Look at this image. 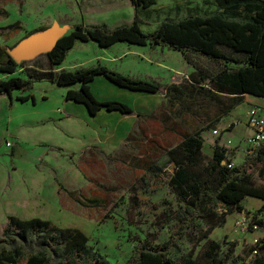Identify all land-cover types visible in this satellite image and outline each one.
Listing matches in <instances>:
<instances>
[{"label": "rangeland", "instance_id": "1", "mask_svg": "<svg viewBox=\"0 0 264 264\" xmlns=\"http://www.w3.org/2000/svg\"><path fill=\"white\" fill-rule=\"evenodd\" d=\"M212 3V0H157L155 5L139 15V19L144 31L148 32L165 17L185 16L190 8L198 11L213 8ZM133 19L134 8L130 0H0V28L16 22L21 28L13 35L6 34L8 30L2 31L0 47L12 53L27 40L34 44L33 48L15 59L17 64L47 68L45 53L53 41L67 34L73 25H105L112 29L130 24ZM41 26L49 29L24 40L27 32ZM36 39L38 41L34 42ZM123 54L125 57L117 60L118 55ZM96 64L131 78L161 84V93L148 99L100 77L109 83L107 93L110 99L134 108V113L127 117L133 123L129 138L114 145H96L95 137L90 139L86 135L82 138L87 128L81 119L71 118L67 123L46 122L34 128L23 127V133L29 140L35 138L45 145H58L61 151L26 140L27 143H21L9 135L10 126L13 129L15 124L47 116L62 118L56 110L63 108L62 94H65L66 87L49 82L36 83V95L43 94L46 98L43 101L38 99L36 104L31 101L14 103L11 108L8 98L0 96V186L7 184L9 175H12L15 181L24 185L26 198L36 193L34 184L40 186L43 183L52 194V203L37 207L40 210L34 217L49 220L60 227L80 229L88 237V246L104 256L109 264H128L134 257L138 241L142 240L159 246L172 240L176 249L171 256L179 258L192 252L198 262L202 260L207 240H213L220 242L223 250L233 245L238 264H249L254 255L250 253L251 248L264 239L262 205L253 207L245 198L242 202L245 213L227 215L225 223L211 231L207 239L201 238L207 229L204 224L200 232L188 230L180 238L174 237V214L182 202L168 185L172 164L165 151L175 146L183 135L204 128L202 152L206 158L211 157L213 147L218 145L226 150L232 165L242 164L251 154L243 140L246 142L250 136L245 117L253 104L245 102L231 117L224 115L220 118L232 104L228 96L213 92L215 88L210 79L222 68L221 64L192 53L183 56L166 47L116 44L100 49L92 42L77 43L67 53L61 68L73 71ZM17 74H22L21 68ZM6 78L0 74V80ZM93 90L99 96L98 85L93 86ZM21 95L12 93L11 102ZM10 121L12 124L9 126ZM95 123L96 118H92L90 125ZM236 127L242 131L239 137L235 134ZM101 129L106 132L107 126L102 125ZM213 130L217 134L213 135ZM65 131L75 132L74 138L65 139ZM44 153L46 155L40 158ZM149 165L160 169L158 177L144 171ZM261 167L257 164L251 169L257 186H264V173L259 174ZM55 188L58 190V203ZM2 195L0 190V250L7 251L9 247L3 242L2 232L6 217L11 213L4 210ZM88 200H97L98 203L95 205ZM217 211L221 212L219 206ZM243 214H251L252 220L247 229L240 230L234 222ZM253 225L257 227L253 228ZM17 247L25 255L38 250L36 246L29 250L19 239ZM63 263L66 260L63 259Z\"/></svg>", "mask_w": 264, "mask_h": 264}, {"label": "trees", "instance_id": "2", "mask_svg": "<svg viewBox=\"0 0 264 264\" xmlns=\"http://www.w3.org/2000/svg\"><path fill=\"white\" fill-rule=\"evenodd\" d=\"M130 1L134 8V19L130 24L112 29L105 25H73L45 53L47 68L21 66L6 48L0 47V74L7 77L0 80V96L11 98L14 92H30L36 83L49 82L66 87L64 100L83 105L91 116L102 110L132 115L134 111L127 103L101 101L94 96L91 83L97 76L129 91L148 94L161 91L158 83L131 78L101 64L73 71L59 69L77 43L92 42L100 49L116 44L166 47L183 56L192 53L221 64L222 68L210 80L217 93L234 98L230 110L220 118L239 105L245 95L264 98V0H212L213 8L199 11L190 8L185 16L165 17L148 32L144 31L139 15L157 0ZM20 29V23L16 22L0 28V35L6 30V34L13 35ZM48 29V26H41L27 32L24 39ZM18 68L22 74H17ZM15 99L21 103L35 102L31 94ZM203 131L201 128L183 135L175 146L165 151L172 164L168 185L182 202L174 214V237L180 238L188 230L200 232L204 224L207 229L201 238L207 239L211 231L225 223L227 215L245 213L242 202L248 197L261 200L264 208V186L255 185L251 173L257 164L262 165L259 174L264 173V143L242 164L234 166L227 158L226 150L218 145L213 147L210 158L204 156ZM144 171H150L153 177H158L161 172L154 165L147 166ZM69 194L73 195L72 192ZM74 200L79 202L75 197ZM88 202L98 203L97 200ZM218 206L221 212L217 211ZM6 219L2 237L9 250H0V264H62L63 259L66 260L63 264H109L104 256L88 246V237L78 228L60 227L38 217L21 219L9 215ZM257 223L262 224L261 221ZM18 239L29 250L36 246L37 252L25 255L17 247ZM206 243L202 260L198 262L192 252L179 258L171 256L176 249L172 240L160 246L147 240L138 241L134 257L128 264H238L233 245L223 250L220 242L207 240ZM253 251L256 254L249 264H264V239L257 242L250 253Z\"/></svg>", "mask_w": 264, "mask_h": 264}, {"label": "crops", "instance_id": "3", "mask_svg": "<svg viewBox=\"0 0 264 264\" xmlns=\"http://www.w3.org/2000/svg\"><path fill=\"white\" fill-rule=\"evenodd\" d=\"M123 57H125L124 54L118 55L117 60H122ZM154 63L159 65V63H157V62H154ZM59 69H62L61 66L59 67ZM100 77H102V76H97L95 78V80L91 83L92 93L94 94V96L98 100H101V101L113 100V99H110L111 96L108 95V93H107L109 90L108 89L109 83L106 81L107 79L105 80V79H102ZM153 82H155V81H153ZM155 83H157V82H155ZM158 84L161 86L160 83H158ZM35 85L30 92L22 93V95H26V94L33 95L34 99H35L34 104L37 103L38 99L43 101L46 98V96L43 94H40L39 97H38V95H36V93L34 91ZM97 85H98V91H100L99 96H97L93 90V86H97ZM99 85H102V86H99ZM161 91H162V87H161ZM161 91L157 94H148V93H139L138 92V93H136V95L141 94V95H144L145 98L153 99L155 97V95L160 94ZM213 92L215 94H222V93H217L215 90ZM222 95L228 96L231 100L234 98L233 95H228V94H222ZM63 96H64V93L62 94L63 108L60 109L62 118L57 119L56 117L51 118V117L47 116V117H44L41 119H37L36 121L26 120V122H24L22 124L13 125V129H11L10 125L12 124V122L10 121V123H8V125L10 126V129L8 130L9 135L14 137L18 142H21V143H27V142H25V140H26V141L32 142L34 145H44V147H50L51 146L54 149L59 148L60 150H62L60 147H57L58 145H53L51 143H50V145H45V142H41L35 138L29 140L28 136H26L23 133L24 132L23 127L27 126L30 128H34L36 126L44 125L46 122H50V123H54V124L57 122L67 123V122H69V120L71 118H80L81 119L82 125L87 128L86 132H83V134L81 135L82 138L83 139L86 138L85 137L86 135L90 139L92 137H95V139H96L95 144L96 145H114V144H117V143L123 141L124 139H126L128 137V135L130 134V132L133 128V123L127 119V117L130 115L121 114V113L115 112V111L114 112H106V111L104 112L102 110L103 112L99 111L95 116H91L83 105L74 103L72 101H66V100H64ZM2 97H7V96H2ZM163 97L165 98V94H163ZM7 98L9 100V107L10 108L12 107V105H14V103H19V104L30 103L29 101L21 103L15 99L16 97L11 102V98H9V97H7ZM250 98H252L253 100L252 99L249 100ZM245 102H247L249 105L253 104V105H250L249 109L252 106H256L264 114V110H262V105H264L263 104L264 98L245 95V96H243L242 102L239 105L235 106L233 109H231V111L228 113V117H231L232 113L239 106L244 104ZM131 108L134 111L133 106ZM56 113H58V110H56ZM92 118H96L97 123L90 125V123H92ZM102 125L107 126L106 132H102V129H101ZM234 125L237 126V124L235 122H234ZM245 126H246V124H245ZM246 128L249 131V134H251L249 128L247 126H246ZM74 134H75V132L71 133L70 131H65L64 138L65 139H69V138L73 139ZM235 134H236V136L239 137V135H242V131L240 129H237V127H236ZM244 141L245 140H243V144H245ZM44 155H46V153L41 155L40 158H42ZM36 185L37 184H34V186H33L36 193L27 197L28 195L26 194V192L24 190V185L22 183H20L19 181H15L14 178H12V175H9L7 184L4 183L3 185L0 186V190H2V192H3V195H2L3 202L2 203L4 206V210L10 212L12 216H17L21 219L34 218V215H36V212L38 210H40L37 207L45 206V205L49 206L52 203V202L50 203V201L52 200V194H51V192L50 193L48 192L49 188H47V187L44 188L43 183L40 184V186H36ZM25 194L27 195L26 198H25ZM54 194H55L56 203H58V190L56 188H55ZM247 199L250 201L249 204L253 207H259L262 205V201L259 199L249 198V197ZM5 206L7 207L6 209H5Z\"/></svg>", "mask_w": 264, "mask_h": 264}, {"label": "built area", "instance_id": "4", "mask_svg": "<svg viewBox=\"0 0 264 264\" xmlns=\"http://www.w3.org/2000/svg\"><path fill=\"white\" fill-rule=\"evenodd\" d=\"M58 112L61 113L60 110ZM245 124L251 132L245 143L250 153H252L264 143V114L258 107L252 106L246 114ZM212 134H217V131L213 130ZM251 220V214H243L242 217L235 220L234 225L240 230H245L251 225ZM256 227V225H253V228ZM252 254H256V251H253Z\"/></svg>", "mask_w": 264, "mask_h": 264}, {"label": "water", "instance_id": "5", "mask_svg": "<svg viewBox=\"0 0 264 264\" xmlns=\"http://www.w3.org/2000/svg\"><path fill=\"white\" fill-rule=\"evenodd\" d=\"M37 34V33H35ZM33 34V35H35ZM31 35V36H33ZM30 36V37H31ZM29 38V37H28ZM28 38H25L24 40L28 39ZM58 39V38H57ZM38 40L36 39L34 42H37ZM55 41H53L54 43ZM52 43V45H53ZM33 43H29L27 40L26 41H23L21 44H19L14 50L12 53H9L10 56L12 57L13 60L17 59L19 56L21 55H26L29 53V51L33 48ZM51 45V46H52ZM51 48V47H50Z\"/></svg>", "mask_w": 264, "mask_h": 264}]
</instances>
